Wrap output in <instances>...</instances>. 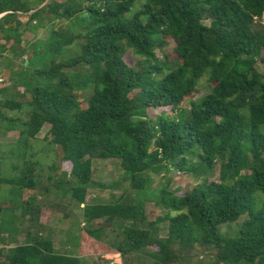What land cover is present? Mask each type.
Returning <instances> with one entry per match:
<instances>
[{"label": "trees", "instance_id": "1", "mask_svg": "<svg viewBox=\"0 0 264 264\" xmlns=\"http://www.w3.org/2000/svg\"><path fill=\"white\" fill-rule=\"evenodd\" d=\"M43 2L31 7L24 0H0V56L8 48L21 65L29 64L23 30L38 18L51 24L46 52L57 55L76 40L80 51L33 70L46 83L28 87L29 109L20 111L15 146L27 147L48 127V145L61 151L62 175L75 179L65 183V194L82 207L86 226L75 255L56 252L51 236L40 230L43 210L25 200L20 215L37 229L27 228L25 241L10 246L7 239L13 241L18 229L11 219L10 227L1 220L0 264H87L83 258L92 253L104 263L143 255L151 264H175L196 250L211 252L208 264H264V73L256 69L264 64V0H48L38 8ZM58 21H70L73 29H56ZM168 40L173 60L162 51ZM31 52L40 54L37 47ZM130 52L135 59L126 61ZM75 67L79 71L68 72ZM203 77L209 93L182 109ZM21 106L0 100V108ZM157 108L165 110L148 114ZM16 157L22 161L18 175L0 177V185L35 191L32 156L25 149ZM94 159H117L136 192L147 189L152 175L171 171L199 181L175 191L166 179L152 189L154 205L165 212L148 220L140 203H84ZM215 171L217 179L210 180ZM6 211L12 209L0 204V216ZM240 218L234 234L220 231ZM161 222L164 237L158 236ZM110 226L118 231L105 246L99 235Z\"/></svg>", "mask_w": 264, "mask_h": 264}, {"label": "rangeland", "instance_id": "2", "mask_svg": "<svg viewBox=\"0 0 264 264\" xmlns=\"http://www.w3.org/2000/svg\"><path fill=\"white\" fill-rule=\"evenodd\" d=\"M24 1L28 2L31 7H34L39 0ZM140 5L141 2L138 1L130 14L137 11ZM203 22L204 24H208L207 21ZM261 24H264V16L261 18ZM72 25L73 24H71L70 21H58L55 28L71 27L73 29ZM50 34L51 24L42 18H38L36 21L29 23L23 30V39L27 41L25 48H29L30 54H26L22 58L24 59L23 61H25L26 56L28 55L30 59L29 64L25 63L24 65H21L19 58H15L8 48L2 56H0V74L4 75L7 79L6 89L0 94V100L13 99L22 103L20 110L0 108V177H13L18 175L19 170L22 167V161L16 156L18 151L23 150L24 152L25 149L28 152V156H32L30 158L33 160V164L37 165L36 170L39 176L36 183V190L33 192L23 191L16 187L13 188V186L8 184L0 185V204L2 208L12 209V211H6L3 215L1 214L0 221L4 220V223L7 221V226L10 227L9 220L11 219V226H16L18 229L16 232L17 234H13L15 235V239L12 241L10 240V237H8L7 244H10L11 246L23 243L25 241V231L27 228H31V231L35 230V228L37 229L36 225L30 224L26 217L24 218L20 215L21 209L25 206V200L30 199L43 210V213L39 216L38 223L42 225L40 230L43 231V235L45 236L48 234L51 236L54 251L75 255L77 253L78 236L81 228L86 226V224L82 218V207L80 204L70 199L69 196L65 194V187H67V184L65 183L67 182L68 184L73 185L75 179L71 176L68 177L62 175L61 151L58 147H51L48 145L46 139L48 127L44 125L36 138L27 144V147L23 146V148L20 149L15 146V141L21 125L20 123L23 121L21 119V112L25 109H29L27 106V101L30 100L29 88L31 89L33 85H44L46 83L45 78H36L33 76V70L35 68H44L48 66L50 61L58 62L70 57H75L80 51L78 41L76 40L72 45L61 50L57 55H51L49 52L45 51V43L49 41ZM1 43H4V41L2 40ZM5 45L8 47L9 43H6ZM22 46H24V44H21L20 47H17L16 49H22ZM35 47L38 48V53L40 54L33 55L34 52H31V50H34ZM173 48V41L168 40L167 45L162 50L163 54L168 55L169 60H173L175 56ZM158 54L161 53L158 52ZM129 56L131 59H135V56L130 52L129 55L125 57L126 61H131L129 60ZM256 69L258 72L264 73V64H256ZM77 71H79V69L75 67L68 72L73 73ZM209 91L210 85L207 82V77H203L199 80L197 91L188 96L182 103V109L188 110L192 101L196 103L202 96L209 93ZM86 93V91L80 92L82 96ZM82 107H86L84 102ZM160 110L165 109L157 108L156 110H149L148 114L153 116L154 114L159 113ZM11 126H14L15 128H8ZM13 166H16V169ZM47 176H50L51 179L48 180ZM166 179H169L167 188L169 190L174 189L175 191L182 189L189 190L199 181L198 178H192L185 174L171 171L165 176L160 174L152 175L148 182L147 189L136 192L128 187L129 179H124L123 171L117 159H94L92 160V186L87 190L84 203L91 204L98 201L112 202L115 200L119 201L121 198V201L124 202H135L144 205V208L147 211V219L153 220L156 217L163 215L165 211L154 205L157 194H153L151 190H157L162 187L166 184ZM213 179H217L216 171L210 177V180ZM59 180H63V183L61 187H56L55 184H57ZM45 187L47 188V191L44 190ZM241 221L242 219L240 218L237 223L223 225L220 227V231L229 235L232 233L234 234L240 227L238 224H241ZM98 222L99 221H96L94 225L99 224ZM165 228V222L158 224L159 237L165 236ZM117 231L118 228L116 226L103 227L99 235V242L102 245L108 246L116 236ZM8 233L11 234L14 232L10 230ZM8 233L5 232L4 235ZM151 249L152 246L148 247L147 251H150ZM209 253L211 252L196 250L191 258H187L180 261V263L175 264H208L211 260ZM83 260L87 262V264L97 262H99L98 264H104L100 261L101 256L98 255V253L86 255ZM121 261V264H130L128 260L125 261V258L121 259Z\"/></svg>", "mask_w": 264, "mask_h": 264}, {"label": "crops", "instance_id": "3", "mask_svg": "<svg viewBox=\"0 0 264 264\" xmlns=\"http://www.w3.org/2000/svg\"><path fill=\"white\" fill-rule=\"evenodd\" d=\"M149 252V251H147ZM111 260L109 261V263H104V264H121L122 261L121 259H124V258H121L120 259L118 257H116V259H112L110 258ZM129 261L130 264H151V261L150 259H148L147 257L143 256V255H131V256H128L127 258H125V261Z\"/></svg>", "mask_w": 264, "mask_h": 264}, {"label": "built area", "instance_id": "4", "mask_svg": "<svg viewBox=\"0 0 264 264\" xmlns=\"http://www.w3.org/2000/svg\"><path fill=\"white\" fill-rule=\"evenodd\" d=\"M7 85V79L4 75L0 74V88L5 87Z\"/></svg>", "mask_w": 264, "mask_h": 264}, {"label": "water", "instance_id": "5", "mask_svg": "<svg viewBox=\"0 0 264 264\" xmlns=\"http://www.w3.org/2000/svg\"><path fill=\"white\" fill-rule=\"evenodd\" d=\"M47 1H48V0H45V2H43L38 8H40L42 5H44V3H46ZM38 8H37V9H38ZM1 15H2V14H1ZM1 15H0V16H1Z\"/></svg>", "mask_w": 264, "mask_h": 264}]
</instances>
